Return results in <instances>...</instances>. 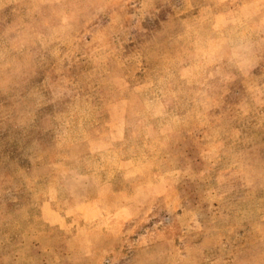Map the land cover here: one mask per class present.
<instances>
[{
  "label": "rangeland",
  "instance_id": "1",
  "mask_svg": "<svg viewBox=\"0 0 264 264\" xmlns=\"http://www.w3.org/2000/svg\"><path fill=\"white\" fill-rule=\"evenodd\" d=\"M0 264H264V0H0Z\"/></svg>",
  "mask_w": 264,
  "mask_h": 264
}]
</instances>
